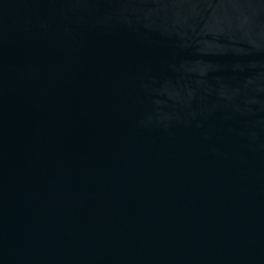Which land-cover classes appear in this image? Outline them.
I'll return each instance as SVG.
<instances>
[{"label": "water", "instance_id": "95a60500", "mask_svg": "<svg viewBox=\"0 0 264 264\" xmlns=\"http://www.w3.org/2000/svg\"><path fill=\"white\" fill-rule=\"evenodd\" d=\"M0 264H264V0H0Z\"/></svg>", "mask_w": 264, "mask_h": 264}]
</instances>
